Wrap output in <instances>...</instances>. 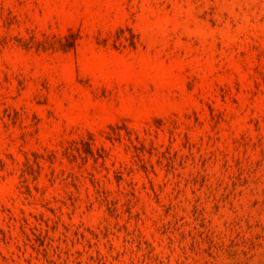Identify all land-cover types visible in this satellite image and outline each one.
<instances>
[{
    "label": "rangeland",
    "instance_id": "374dc122",
    "mask_svg": "<svg viewBox=\"0 0 264 264\" xmlns=\"http://www.w3.org/2000/svg\"><path fill=\"white\" fill-rule=\"evenodd\" d=\"M0 264H264V0H0Z\"/></svg>",
    "mask_w": 264,
    "mask_h": 264
},
{
    "label": "trees",
    "instance_id": "16d2710c",
    "mask_svg": "<svg viewBox=\"0 0 264 264\" xmlns=\"http://www.w3.org/2000/svg\"><path fill=\"white\" fill-rule=\"evenodd\" d=\"M84 153L87 154V155H91L90 151H88V150L84 151Z\"/></svg>",
    "mask_w": 264,
    "mask_h": 264
}]
</instances>
